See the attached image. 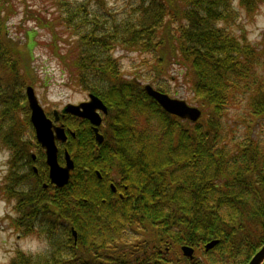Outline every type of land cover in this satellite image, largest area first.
I'll use <instances>...</instances> for the list:
<instances>
[{"label": "trees", "instance_id": "1", "mask_svg": "<svg viewBox=\"0 0 264 264\" xmlns=\"http://www.w3.org/2000/svg\"><path fill=\"white\" fill-rule=\"evenodd\" d=\"M8 1L0 0V143L14 149L25 126L33 136L34 129L23 92L29 54L4 39ZM234 1L132 0L115 18L103 0H56L52 20L39 18L50 33L47 47L69 80L98 96L107 113L101 142L87 119L69 115L75 134H68L66 148L74 167L66 185L37 183L33 194L24 186L15 194L14 208L26 205L21 217H11L17 229L26 226L21 234L55 239L58 226L63 247L36 256L18 250L8 264H247L264 242V143L254 132L264 122V48L229 30ZM237 1L246 10L258 4ZM116 47L151 55L152 86L164 93L161 76L169 64L178 65L200 118L170 114L143 85L125 78ZM242 101L248 113L240 116L243 132L237 135V124L226 120ZM105 161L119 176L116 192L101 171ZM101 181L102 189L96 186ZM25 212L32 219L45 212L50 220L24 223ZM121 223L139 225L150 237L121 244ZM213 239L218 242L205 250ZM182 245L194 249L192 259Z\"/></svg>", "mask_w": 264, "mask_h": 264}, {"label": "rangeland", "instance_id": "2", "mask_svg": "<svg viewBox=\"0 0 264 264\" xmlns=\"http://www.w3.org/2000/svg\"><path fill=\"white\" fill-rule=\"evenodd\" d=\"M103 1L104 7L114 17L116 15L120 17L119 15L124 14V12L126 13L132 3V0ZM257 2L258 4L251 10H246L239 1L235 0L232 4V17L234 19L228 22V26L233 35L238 38L244 37L248 45L264 48V0H258ZM8 4H10V9L5 12L7 33L4 39H6L7 43L10 41L15 49L28 51L30 61L28 76L30 82H28V85L33 87L37 99L45 112L49 113L53 109L60 110L67 103L79 104L89 100V93L69 80L67 70H62L63 66L58 62L57 57L53 55L51 49L47 47L51 41L49 31L38 24L39 18L52 20L56 14V0H9ZM91 9H95V5ZM108 21H110L109 18ZM64 35L62 38L65 37ZM61 41L58 39L60 45H62ZM113 54L118 57L121 71L125 78L132 79L140 85L149 83L155 86L157 84L150 73V63L153 62L151 55L141 53L139 50H126L117 47L113 50ZM148 61L149 64L147 63ZM167 68V73L162 75L163 79L160 80L163 87L167 90L165 93L172 97L183 99L189 105L198 107L191 85L184 81V71H179L176 64H169ZM22 104L27 109L24 101ZM244 105L242 101L238 108L232 109L226 120L231 127L237 124V135L243 132L240 116L248 113ZM66 119H69L67 123L65 122L68 126L69 122L75 123V120L71 117H67ZM102 122L103 119L101 124ZM25 127L27 131L17 140L19 142V144L17 143V148L13 149L9 142H5L7 144L4 142L0 143V264H8L12 255L14 256L18 250L36 256L50 253L51 248L52 250L55 249L56 244H59V247H63L64 245L61 228L58 226L53 236L55 239H52L50 235L47 236L45 233L32 232V234H21V230L25 229L26 226L17 229L12 221V218L21 217V212L26 208V205L23 204L21 206L22 211L20 207L14 208L16 205L15 199L17 198L15 194L19 193L17 191H21L18 189L24 186L28 191L27 193L33 194V190L38 187L36 184L43 183L46 180V175H42L44 173L34 174L30 168L24 167V161L29 160L30 155L34 152L35 145L33 142H36L35 134L34 136L32 134V127L30 128L29 126L27 128V125ZM254 128V132L258 135L259 140H262L264 143V122L259 125L257 124ZM28 140L32 141V144H29ZM104 163L101 171L103 174H108L107 184L109 183L108 180H111V182L117 181L119 176L113 174L112 163L110 161H105ZM12 181L16 182L11 183ZM103 183L104 181L97 183V188H104L105 184ZM25 213L28 217L24 216L22 222L25 223L26 220L30 219L31 221L34 220L32 222L34 224L40 223L38 218H42L45 214L44 212L41 216L32 219L31 212L30 214L28 212ZM46 216L47 214L44 218ZM47 219L50 220V217ZM123 224L121 223L122 229L118 233L121 244H134L138 240L150 237V233H147L139 225H133L134 227L130 228ZM119 240L117 238L118 242Z\"/></svg>", "mask_w": 264, "mask_h": 264}, {"label": "water", "instance_id": "3", "mask_svg": "<svg viewBox=\"0 0 264 264\" xmlns=\"http://www.w3.org/2000/svg\"><path fill=\"white\" fill-rule=\"evenodd\" d=\"M145 94L151 96L156 102L167 112L178 116L181 119H187L191 122L197 121L202 115V111L197 106L189 105L185 100L172 97L167 93L157 90L151 84L146 83L143 85ZM26 100L28 110L30 111L29 120L32 123L37 142L43 147L46 154V163L49 166V180L51 183L58 187L66 185L69 181L70 171L74 167L73 160L70 158L69 153L65 151V165L62 166L58 163L57 159V146L55 139H66V134L62 126H54L40 105L35 91L31 85L25 88ZM89 100L83 101L79 104L67 103L63 108V112H69L77 117L89 120L92 125V130L95 139L100 142L103 137L98 132V127L101 123V113L107 112V107L103 101L96 95L89 93ZM73 135L74 133L71 132ZM114 186H112L113 188ZM114 190V188H113ZM72 229L74 239H76V232ZM218 242L217 239L210 240L205 246V250L213 247ZM184 256L192 259L194 249L191 246H180ZM264 263V242L253 253L248 260L247 264H263Z\"/></svg>", "mask_w": 264, "mask_h": 264}, {"label": "flooded vegetation", "instance_id": "4", "mask_svg": "<svg viewBox=\"0 0 264 264\" xmlns=\"http://www.w3.org/2000/svg\"><path fill=\"white\" fill-rule=\"evenodd\" d=\"M45 113H46V116L48 117V119L51 120L52 124L54 126H62V129H64V132L66 134L65 140H61V139H57V138L55 139V144L57 146L58 163L60 165L64 166L65 165V160H64L65 159V151L68 152V150L66 148V142L68 140V134L69 133L71 134V132H72V130H70L71 128L65 124V120H66L67 116L69 117V115H73V114H71L69 112H63L62 109H60V110H54L53 109L51 112H49V113L45 112ZM73 116H75V115H73ZM102 119H103V115H102ZM102 119H101V121H102ZM88 122H89V120H88ZM89 124H90V128H92V125L90 122H89ZM99 126H101V123ZM98 131L100 132V127H98ZM100 134H101V132H100ZM94 137H95V135H94ZM35 141H36V146H35V149L33 150L34 152H32V154L30 155L29 160L27 159L24 161L25 162L24 167L30 168L32 170L31 172H33L34 174L44 173L42 175H46V180L43 181V183H41L43 188H47L49 185L56 186L55 184L51 183L49 180V166L45 161L46 160L45 150L43 149V147H41V145L37 142L36 139H35ZM69 156H70V154H69ZM70 158H71V156H70ZM96 175L98 176V178H102V174L99 171H96ZM108 185L111 188V190H113V188H114L113 192H116L117 187H116L114 182H110ZM112 186H114V187L112 188ZM119 196L122 197L123 195L120 193Z\"/></svg>", "mask_w": 264, "mask_h": 264}, {"label": "bare ground", "instance_id": "5", "mask_svg": "<svg viewBox=\"0 0 264 264\" xmlns=\"http://www.w3.org/2000/svg\"><path fill=\"white\" fill-rule=\"evenodd\" d=\"M84 119H85V118H84ZM74 134H75V133H74ZM74 134H73V135H74Z\"/></svg>", "mask_w": 264, "mask_h": 264}]
</instances>
